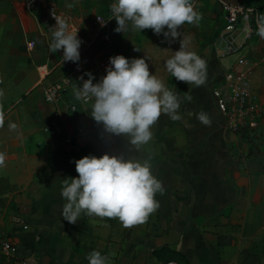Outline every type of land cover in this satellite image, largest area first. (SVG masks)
<instances>
[{
	"label": "crops",
	"instance_id": "1",
	"mask_svg": "<svg viewBox=\"0 0 264 264\" xmlns=\"http://www.w3.org/2000/svg\"><path fill=\"white\" fill-rule=\"evenodd\" d=\"M87 1L79 0L78 10ZM54 3L60 10L59 0ZM12 6L8 0L2 9ZM193 8L202 16L198 24L182 25L175 39L148 38L137 55L167 89L180 93L183 119L161 115L147 144L136 148L121 137L119 147L104 152L150 159L152 174L162 182L164 193L155 196L159 208L144 223L130 227L118 218L84 213L75 224L62 219V180L78 177L73 161L89 155L91 139L82 135L66 146L62 136L41 133L55 107L45 103L44 81L37 73L38 66L49 67L53 60L48 50L40 55L49 36L36 15L22 12L19 23L12 25L17 30L11 26L2 32L0 153L5 160L0 179L15 191L2 196L7 207L0 211V239L11 241L17 254L14 259L0 257V264H88L86 256L93 250L108 257L109 264H164L172 254L189 264H264V117L254 139L235 136L211 96L225 72L245 63L254 66L252 86L264 109V39L250 22H240L220 44L226 34L220 6L215 0H200ZM31 42L34 49L28 52ZM181 46L206 61L204 85L177 81L166 70V60ZM57 53L62 56V50ZM186 95L192 96L191 102ZM200 111L209 115L210 126L188 116ZM64 114L69 128L67 115L72 114L65 109Z\"/></svg>",
	"mask_w": 264,
	"mask_h": 264
},
{
	"label": "clouds",
	"instance_id": "2",
	"mask_svg": "<svg viewBox=\"0 0 264 264\" xmlns=\"http://www.w3.org/2000/svg\"><path fill=\"white\" fill-rule=\"evenodd\" d=\"M66 6L71 8L72 4ZM109 8L117 24L115 32L128 31L131 24L133 30L151 29L165 39H175L182 25L198 24L202 19L191 0H113ZM54 18L56 24L51 28L55 30L51 33L50 49L55 53L62 50L64 62L78 63L82 43L77 36L78 30L73 31L64 18ZM257 35L264 39V15L260 16ZM165 68L177 81L188 85L200 87L206 82V61L182 46L166 60ZM105 72L96 83L91 73H85L88 78L81 77L82 85L76 86L75 91V99L92 101L91 118L102 125L105 133L127 137L130 145L139 148L152 139V128L161 115H167L172 121L183 119L180 93L174 87L167 89L151 74L144 58L115 55L109 58ZM185 99L191 102L192 96L186 95ZM193 115L205 126L212 123L203 111L188 113L189 117ZM4 160L0 153V165ZM73 163L78 177L63 179L61 190V197L66 201L61 215L68 223H77L84 213L118 218L130 227L144 223L159 208L155 196L162 195L164 188L152 174L150 159L105 153L100 157L89 154ZM86 259L88 264H109L108 257L95 250Z\"/></svg>",
	"mask_w": 264,
	"mask_h": 264
},
{
	"label": "built area",
	"instance_id": "3",
	"mask_svg": "<svg viewBox=\"0 0 264 264\" xmlns=\"http://www.w3.org/2000/svg\"><path fill=\"white\" fill-rule=\"evenodd\" d=\"M200 0H194V5ZM220 6L223 17L226 22L225 32L233 33L240 22L249 23L254 16L252 11L245 8L239 3H229L224 0H215ZM113 2V1H112ZM26 10L33 13L38 8L46 10V16L51 24V28L55 26V17L64 18L73 31H77L78 38L82 41L80 52V60L78 63H72L61 79L53 84L47 85L43 90V98L46 104L55 107L49 121L41 128V132L50 138L62 136L63 144L72 145L76 137L83 135V130L76 131L65 126V114L74 115L77 111L75 104L68 103L67 99L73 97L75 99L76 86L82 85L83 77H88L85 73H91L94 77L93 83L100 80L106 75L105 68L109 66V58L120 54H109L106 56H98L93 52L95 40L108 46L111 43L109 29L114 21L111 12L108 16H93L91 18L95 31L93 39L88 40L79 33V27L76 21L57 9V7L49 3L48 0H25ZM258 27V25H257ZM55 29H52L54 31ZM34 43L27 44L28 52H32ZM253 67L249 64L242 63L240 69L225 72L222 76L221 85L211 91L216 109L224 117L227 130L235 136L242 137L246 133V139H254V133L264 117V109L260 102V96L254 91L252 86ZM56 69V68H55ZM55 69H50L47 65L37 67V73L41 81H46L48 77L54 73ZM77 104L86 109L91 107L92 101L80 99ZM63 108V109H62ZM17 254L16 246L9 240L0 239V257L5 259H14ZM18 264H33L30 261L21 260ZM164 264H178L175 261H166Z\"/></svg>",
	"mask_w": 264,
	"mask_h": 264
},
{
	"label": "rangeland",
	"instance_id": "4",
	"mask_svg": "<svg viewBox=\"0 0 264 264\" xmlns=\"http://www.w3.org/2000/svg\"><path fill=\"white\" fill-rule=\"evenodd\" d=\"M8 0H0V42L2 41V32L7 28L10 29L11 26L15 23H19L20 18L18 15L22 12L28 13L25 6V0H10L14 2L13 10L7 11L3 10L2 6L5 2ZM55 1V0H54ZM53 0H48L49 3H52L55 5ZM79 0H59V4L61 5V9L59 12L70 16L74 21H76L77 26L79 27V33L86 39L91 40L95 36L94 27L92 24L91 18L93 16H107L110 13L109 5L112 3L111 0H98L99 2H96L94 0H88L86 3V8L83 9V11L78 10L79 7H77V2ZM86 2V1H85ZM72 4V7L69 8L66 5ZM252 11L254 18H255V26L256 31H258V20L255 15V12L253 8H247ZM89 12V13H88ZM31 13V12H29ZM36 17L39 19V23L42 27V29L48 34L49 36V43L44 44L42 50H40V55H45L47 50L49 53L50 62L49 68L55 69L54 73L43 82V87L45 88L49 84H53L58 82L63 74L66 72V69L70 67L71 62H64L62 59V56H59V54L56 52H53L50 49V42H51V24L47 19L46 16V10L43 8H38L33 13ZM222 21V20H220ZM17 30V26H12ZM117 27L116 21L114 20L112 23V26L109 29V35L111 38V43L108 46H105L98 42V38L95 40L94 43V53L99 54L100 52L104 51L105 54L103 56L109 55V54H120L128 59H135L137 58L138 53L141 51L142 44L148 39L153 38L156 34L153 33L151 29H144L141 32L138 30H133L131 27V24H129V30L125 31L123 33H117L115 32V28ZM163 35H159V37H162ZM138 50V51H137ZM1 51H0V59H1ZM3 63L0 62V69L2 68ZM21 90V88H18V90ZM20 99H23V97H20ZM68 103L77 104L73 99L69 98ZM91 111V108L88 109ZM87 111V110H86ZM68 121L70 122V126L72 127V130L76 131L78 129L83 130V135L88 136V139L91 140H101L104 135H109L106 133H103L99 128H93L91 126V123L88 120L87 113L78 107L77 114L74 115H67ZM42 133V132H41ZM43 134V133H42ZM92 155V154H91Z\"/></svg>",
	"mask_w": 264,
	"mask_h": 264
},
{
	"label": "trees",
	"instance_id": "5",
	"mask_svg": "<svg viewBox=\"0 0 264 264\" xmlns=\"http://www.w3.org/2000/svg\"><path fill=\"white\" fill-rule=\"evenodd\" d=\"M113 1V0H111ZM239 4H241L242 6H244L245 8H253L255 15L257 17V20L259 22L260 20V16L264 15V0H239L238 2ZM221 10V8H220ZM222 12V10H221ZM223 13V12H222ZM108 16V15H107ZM226 23V22H225ZM250 24L251 27L253 29H256L255 26V18H252L250 20ZM71 99H73V101H75L77 103V101L73 98V97H69ZM68 98V99H69ZM67 99V100H68ZM73 104V102H72ZM77 107V111L75 114H77L78 112V107L81 108L78 104H75ZM91 107H88L86 109H83L86 113H87V117L89 122L91 123V126L93 128H99L103 133H105L103 131V127L100 124H97L92 118H91V111L88 110ZM87 110V111H86ZM107 134V133H106ZM246 137V133H244L242 135V138ZM122 141L121 137H117V136H111V135H104L102 137L101 140H90V142L88 143V149H89V154L95 155L97 157H100L101 155L104 154V152L109 151L110 149L114 148V147H119L120 143ZM15 191V188L10 186L7 181L0 179V211L2 209H5L7 207V200L5 198H3L2 196H4V194L6 193H11ZM162 253H164L163 250L159 251L158 253H156V255H162ZM174 259L175 262H177L178 264H189L184 257L177 255V254H172L171 257H166L165 261H169Z\"/></svg>",
	"mask_w": 264,
	"mask_h": 264
},
{
	"label": "water",
	"instance_id": "6",
	"mask_svg": "<svg viewBox=\"0 0 264 264\" xmlns=\"http://www.w3.org/2000/svg\"><path fill=\"white\" fill-rule=\"evenodd\" d=\"M251 18H254V16H252ZM230 35H231L230 33H226V34L222 35L219 39V43L223 44L226 41L227 37H229Z\"/></svg>",
	"mask_w": 264,
	"mask_h": 264
}]
</instances>
